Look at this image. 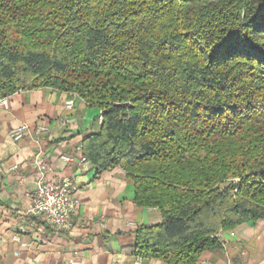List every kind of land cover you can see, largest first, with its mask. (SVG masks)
I'll list each match as a JSON object with an SVG mask.
<instances>
[{
    "label": "trees",
    "instance_id": "1",
    "mask_svg": "<svg viewBox=\"0 0 264 264\" xmlns=\"http://www.w3.org/2000/svg\"><path fill=\"white\" fill-rule=\"evenodd\" d=\"M42 88L101 110L91 168L160 212L136 256L198 264L264 218V0H0V100Z\"/></svg>",
    "mask_w": 264,
    "mask_h": 264
},
{
    "label": "crops",
    "instance_id": "2",
    "mask_svg": "<svg viewBox=\"0 0 264 264\" xmlns=\"http://www.w3.org/2000/svg\"><path fill=\"white\" fill-rule=\"evenodd\" d=\"M71 99L75 107L68 111L65 104ZM100 115L99 108L52 88L20 91L10 97L8 110L0 109V264L134 263L136 230L160 223V212L136 204L133 182L121 168L97 174L61 159L76 155L85 139L99 131ZM65 116L70 122L62 126L59 120ZM21 125H28L31 134L14 142L10 132ZM39 125L48 133L38 136ZM37 156L47 166L48 180L76 181L81 204L71 230L57 231L27 213V195L38 180ZM16 235L27 248L13 240ZM219 240L221 245L202 253L198 264H264V218L224 231ZM142 264L166 263L143 259Z\"/></svg>",
    "mask_w": 264,
    "mask_h": 264
},
{
    "label": "built area",
    "instance_id": "3",
    "mask_svg": "<svg viewBox=\"0 0 264 264\" xmlns=\"http://www.w3.org/2000/svg\"><path fill=\"white\" fill-rule=\"evenodd\" d=\"M20 92V91H19ZM72 94V93H71ZM76 96L75 94H72ZM9 99L6 97L0 100V109H9ZM66 109L73 111L75 101L73 99L66 101ZM70 117L65 116L59 120V124L64 126L69 124ZM99 124L103 123V118L100 116ZM35 133L40 136L48 133V128L44 125H39L35 129ZM31 134V128L28 125H21L10 132V139L14 142H20ZM37 156L36 165L38 169V180L35 190L28 194L29 215L37 216L57 231H68L73 228L74 218L80 209V197L78 195V187L74 178H67L62 182H52L47 178V166L40 162ZM62 161L66 164L78 163L84 172L91 171V161L84 155V145L77 148V153L74 156H62ZM13 167L12 170H16ZM13 240L20 244L22 248H27L28 245L22 241L18 235L14 236ZM19 255V254H18ZM143 258L136 256L133 264H142ZM70 264H81L76 259L70 260Z\"/></svg>",
    "mask_w": 264,
    "mask_h": 264
}]
</instances>
